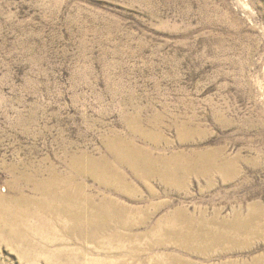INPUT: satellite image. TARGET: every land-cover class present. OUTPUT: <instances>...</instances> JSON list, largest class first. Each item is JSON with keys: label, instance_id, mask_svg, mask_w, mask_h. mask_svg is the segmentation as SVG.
Masks as SVG:
<instances>
[{"label": "rangeland", "instance_id": "rangeland-1", "mask_svg": "<svg viewBox=\"0 0 264 264\" xmlns=\"http://www.w3.org/2000/svg\"><path fill=\"white\" fill-rule=\"evenodd\" d=\"M129 143L180 172L119 166ZM19 194L39 220L0 264H264V0H0V196Z\"/></svg>", "mask_w": 264, "mask_h": 264}, {"label": "bare ground", "instance_id": "bare-ground-1", "mask_svg": "<svg viewBox=\"0 0 264 264\" xmlns=\"http://www.w3.org/2000/svg\"><path fill=\"white\" fill-rule=\"evenodd\" d=\"M119 143V142H118ZM114 145V144H113ZM122 146V145H121ZM108 149L110 150V152L112 153L114 158L115 163H117L119 166H127L129 168H131L133 170L134 173L137 172H142L145 173V176H141V178H148L147 176L150 175L151 177H156L157 176H164L165 177V172L166 176H174L175 173L174 172H180V165L175 161V160H171V161H167V160H163L161 158H154L147 152V150H140L137 149L133 146V144L129 143L123 147L120 148H114L111 147L110 145H108ZM208 157V156H207ZM177 158V157H176ZM102 159V158H101ZM199 159V158H198ZM188 161V160H187ZM201 164L205 163L206 160L204 159H200ZM95 162V164H94ZM99 164H102V166L104 167V159L98 161ZM98 162L97 160L94 159H87V164L88 166H90L91 169L93 170H97L98 172V176L102 177L101 179L105 178V174H103V172H99V166H98ZM94 164V165H93ZM200 164V165H201ZM107 165V164H106ZM109 165V164H108ZM111 165V164H110ZM188 165V164H187ZM186 165V166H187ZM205 165V164H204ZM202 165V166H204ZM114 166V165H113ZM112 167V166H111ZM165 167H167V169H164ZM184 167V166H183ZM208 167V166H207ZM116 168V167H115ZM193 168V167H192ZM192 168H189L190 171L193 170ZM196 168V167H194ZM89 169V168H88ZM171 169V170H170ZM105 170V169H104ZM147 170V173L146 171ZM188 171V172H190ZM89 172V171H88ZM118 172V171H117ZM117 172H111L110 171H106V176H109L111 173L115 176L117 174ZM121 173V172H120ZM121 175V174H120ZM137 175V174H135ZM183 175V174H182ZM112 176V175H111ZM138 176V175H137ZM124 177V176H123ZM115 178V177H114ZM112 179V178H111ZM110 179V180H111ZM124 179V178H123ZM120 180V179H119ZM119 180L117 183H119ZM122 180V179H121ZM153 180V179H152ZM160 180V179H159ZM169 182V181H168ZM110 185V182H108ZM116 183V184H117ZM104 184V183H103ZM112 185V184H111ZM125 185V183H124ZM115 187V185H114ZM63 188V187H62ZM107 188V187H106ZM117 188V187H116ZM36 189V188H35ZM18 190V188H17ZM37 191H40V193L44 194L46 196V198L51 197L55 200H57L58 202H61L63 205L66 202V198L67 195H61L58 191L57 185L56 184H52V182L49 181H45V182H41V184L37 185ZM21 192V191H20ZM65 193V192H64ZM68 193V192H67ZM18 195V194H17ZM16 197V196H15ZM89 199V198H88ZM87 200V199H86ZM75 201V200H74ZM107 201V200H106ZM12 203V206L9 205V201L8 198H6L5 196H0V236H2L3 238H5L7 241H11V242H15L18 241L17 235H19L20 233V228L21 225L22 227L25 228V226L27 225L28 220L33 219V220H39V216L28 210L27 205L30 204L31 201L29 198H27L24 195L19 194L18 198L16 197V199H14L13 201H10ZM57 204V203H56ZM91 204V203H90ZM102 204V203H101ZM109 204V203H108ZM46 205H48V203H46ZM100 205V204H99ZM114 205V203H113ZM62 206V205H61ZM60 206V207H61ZM87 206V205H86ZM90 206V205H89ZM64 207V206H63ZM78 207V205H77ZM98 207V206H97ZM22 208V211L20 210ZM106 208V207H105ZM71 209V208H70ZM87 210V209H86ZM117 210V209H116ZM57 211L59 213H62V215H67L75 224L74 230L76 232H78V234L81 235V231L83 230H79V222H80V217L79 215L75 216L76 214L73 213H68L69 211L67 210V208H58ZM79 211V209L77 210ZM82 211V210H81ZM114 211V210H113ZM123 211V210H122ZM100 213L103 214V221L107 222V221H111L114 220L117 215L110 213L108 211V209L106 208L105 210H99ZM116 212V211H115ZM98 215V214H97ZM50 216V215H49ZM100 216V215H99ZM120 216V215H119ZM124 216V215H123ZM54 218V217H53ZM118 218V217H117ZM84 219V218H83ZM101 219V218H100ZM87 220V219H86ZM116 220V219H115ZM118 220V219H117ZM43 221V220H42ZM88 221V220H87ZM121 221V220H120ZM84 222V221H83ZM86 222V221H85ZM95 222V221H93ZM116 222V221H115ZM123 222V221H122ZM89 227H90V222H87ZM120 223V222H119ZM188 223V222H187ZM250 221H246L244 223H241V227H242V231H247L250 235H253L254 232L252 230V228H250L251 226L249 225ZM11 224L13 226V230L10 229V225ZM21 224V225H19ZM113 224V223H112ZM111 224V225H112ZM115 224V223H114ZM113 224V225H114ZM19 225V226H18ZM41 226V225H40ZM250 226V227H249ZM84 227V226H83ZM109 227H113V226H109ZM115 227V226H114ZM121 227V226H120ZM238 227V225H237ZM23 228V229H24ZM28 228V227H27ZM48 228V227H46ZM93 228V227H92ZM160 229V228H159ZM235 229V228H234ZM254 229V228H253ZM79 230V231H78ZM89 230V229H88ZM102 230V229H101ZM105 230V229H104ZM26 231V230H25ZM86 231V230H85ZM93 231V230H92ZM239 231V230H238ZM36 232V231H35ZM94 232V231H93ZM158 232V230H157ZM162 232V231H161ZM240 232V231H239ZM25 233V232H23ZM95 233V232H94ZM156 233V232H155ZM159 233V232H158ZM165 233V232H164ZM174 237L178 240H184L188 243H192V242H197L201 239L202 236L200 237H196L195 234H187V233H182L181 231H173L172 232ZM244 234V233H243ZM246 234V233H245ZM24 235V234H23ZM94 235V234H92ZM99 235V234H98ZM210 235V234H209ZM215 235V234H214ZM226 235V234H225ZM247 235V234H246ZM96 236V235H95ZM212 236V235H211ZM93 237V236H92ZM94 238V237H93ZM203 238V237H202ZM208 238V237H207ZM206 239V238H205ZM214 239V238H213ZM212 239V241L214 242L212 245L215 246V241ZM222 239H230V236H228V238L225 237H221L220 235H216V242H218L219 240ZM232 239V238H231ZM230 239V240H231ZM25 240V239H24ZM205 241V240H204ZM231 242V241H230ZM24 243V242H22ZM28 243V242H26ZM211 243V242H210ZM202 251H198V254H200Z\"/></svg>", "mask_w": 264, "mask_h": 264}]
</instances>
